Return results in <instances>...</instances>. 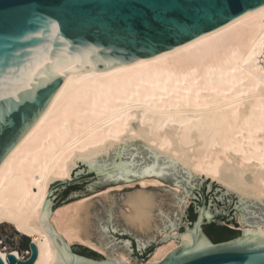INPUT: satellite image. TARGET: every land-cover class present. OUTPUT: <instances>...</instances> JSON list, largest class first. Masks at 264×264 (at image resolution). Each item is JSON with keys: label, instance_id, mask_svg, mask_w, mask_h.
Returning a JSON list of instances; mask_svg holds the SVG:
<instances>
[{"label": "water", "instance_id": "water-1", "mask_svg": "<svg viewBox=\"0 0 264 264\" xmlns=\"http://www.w3.org/2000/svg\"><path fill=\"white\" fill-rule=\"evenodd\" d=\"M230 3V11L210 24L160 39L170 17L201 16L210 11L213 0H0V163L75 71L149 58L224 26L264 0ZM145 177L180 187L181 192L176 196L166 186L136 185L95 197L86 206L87 239L107 253L120 251L132 262L147 264L156 246L169 239L178 242L189 232L190 242L182 240L162 260L149 264H264V231L242 230L236 221L241 215V223H246L242 228H264V196L178 166L175 158L159 155L156 142L125 133L76 152L68 178L50 185L39 218L49 246L60 256L55 264H128L75 242L68 245L49 218L61 205ZM134 196L148 198L152 219L147 228L131 224L127 217V199ZM223 220L237 228L222 225ZM217 226L234 233L217 241L227 234ZM198 242L215 247L195 253ZM27 250L26 260L9 252L6 259L0 255V264H33L37 248L32 241Z\"/></svg>", "mask_w": 264, "mask_h": 264}, {"label": "bare ground", "instance_id": "bare-ground-1", "mask_svg": "<svg viewBox=\"0 0 264 264\" xmlns=\"http://www.w3.org/2000/svg\"><path fill=\"white\" fill-rule=\"evenodd\" d=\"M115 133L156 142L158 153L201 176L223 178L240 190L264 196V4L222 27L156 54L116 66L79 69L58 88L9 155L0 163V225L11 226L37 248L33 264H55L40 211L50 185L68 178L74 154ZM181 188L158 178L105 187L101 196L124 188ZM95 196V195H94ZM88 195L54 208L49 221L68 245L78 243L105 258L87 239ZM131 224L147 228L152 212L147 196L127 199ZM242 230L264 228L243 227ZM18 241V239H15ZM182 240L156 246L147 264L162 260ZM21 254L16 249L2 251ZM28 254L29 251L26 250Z\"/></svg>", "mask_w": 264, "mask_h": 264}, {"label": "snow or ice", "instance_id": "snow-or-ice-1", "mask_svg": "<svg viewBox=\"0 0 264 264\" xmlns=\"http://www.w3.org/2000/svg\"><path fill=\"white\" fill-rule=\"evenodd\" d=\"M230 8V0H213V7L210 9L209 12H206L201 16H197L192 19L182 16L170 17L167 25L161 28V31H164L165 36L160 37V39L168 38L173 34L179 36L182 33L188 31L189 29L198 28L203 24H210L211 21L215 19L218 15L225 14L230 11ZM209 219H211V217H209ZM192 231H196V229L193 228ZM214 247L215 246L204 242H198L196 245L193 246L192 251L195 253H201L205 250H210Z\"/></svg>", "mask_w": 264, "mask_h": 264}, {"label": "rangeland", "instance_id": "rangeland-1", "mask_svg": "<svg viewBox=\"0 0 264 264\" xmlns=\"http://www.w3.org/2000/svg\"><path fill=\"white\" fill-rule=\"evenodd\" d=\"M127 188V187H126ZM129 188V187H128ZM134 188V187H133ZM104 189V188H103ZM102 190V189H101ZM123 189L121 190H112V191H122ZM100 191V190H99ZM95 192L93 194H90L92 196H94L93 198L95 197H98L97 193L99 192ZM237 221V219H236ZM222 225L226 226V227H229L231 229H236L237 227L234 226V224H231V223H225V220H223L222 222ZM0 236L3 237V239L5 240V242L10 245L11 247H17L18 249L20 250H23V251H26L27 247H28V243H29V238L25 237V236H21L19 235L18 233H16V231L9 225L7 224H1L0 225ZM7 236V237H6ZM15 238H19V242L16 243L13 239ZM102 254V253H101ZM150 257V256H149ZM149 257L146 259V261L149 259ZM136 264H142L143 261H136L135 262Z\"/></svg>", "mask_w": 264, "mask_h": 264}, {"label": "built area", "instance_id": "built-area-1", "mask_svg": "<svg viewBox=\"0 0 264 264\" xmlns=\"http://www.w3.org/2000/svg\"><path fill=\"white\" fill-rule=\"evenodd\" d=\"M7 237V236H6ZM13 239V238H12ZM17 239H19V238H17ZM16 243H18L19 242V240L18 241H16L15 240V238L13 239ZM0 248H1V250L2 251H8V250H11V249H16V250H18V252L21 254V256H22V258H26V257H28L29 256V254H28V252H26V251H23V250H20V249H18L17 247H11L10 245H8L6 242H5V240L3 239V237L2 236H0ZM27 250V249H26ZM28 251V250H27Z\"/></svg>", "mask_w": 264, "mask_h": 264}, {"label": "trees", "instance_id": "trees-1", "mask_svg": "<svg viewBox=\"0 0 264 264\" xmlns=\"http://www.w3.org/2000/svg\"><path fill=\"white\" fill-rule=\"evenodd\" d=\"M218 230H220L221 232L223 231V232H225V233H227L226 235L224 234V235H219V236H217L216 237V240L217 241H221V240H224V239H226V238H229V237H231L232 235H233V231L232 230H230V229H228V228H226V227H224V226H217L216 227Z\"/></svg>", "mask_w": 264, "mask_h": 264}, {"label": "flooded vegetation", "instance_id": "flooded-vegetation-1", "mask_svg": "<svg viewBox=\"0 0 264 264\" xmlns=\"http://www.w3.org/2000/svg\"><path fill=\"white\" fill-rule=\"evenodd\" d=\"M210 236V235H209ZM211 237V236H210Z\"/></svg>", "mask_w": 264, "mask_h": 264}]
</instances>
